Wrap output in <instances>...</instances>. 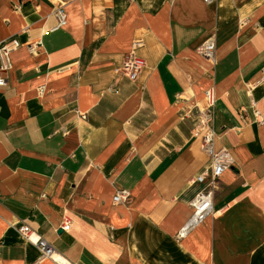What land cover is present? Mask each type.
Returning a JSON list of instances; mask_svg holds the SVG:
<instances>
[{"label":"crops","instance_id":"obj_1","mask_svg":"<svg viewBox=\"0 0 264 264\" xmlns=\"http://www.w3.org/2000/svg\"><path fill=\"white\" fill-rule=\"evenodd\" d=\"M136 39L146 66L133 82L116 69ZM208 40L216 62L197 52ZM12 41L0 264H264V0H0V48ZM210 89L215 150L234 164L213 215L181 239L210 163L181 115ZM123 189L130 205L113 201Z\"/></svg>","mask_w":264,"mask_h":264},{"label":"built area","instance_id":"obj_2","mask_svg":"<svg viewBox=\"0 0 264 264\" xmlns=\"http://www.w3.org/2000/svg\"><path fill=\"white\" fill-rule=\"evenodd\" d=\"M207 1L212 2L216 0ZM55 17L59 22V26L65 25L67 21V14L64 10L63 4L60 5V7L56 10ZM20 46V43L17 41H12L0 48L1 71H9L11 68L9 59L10 53L11 51L18 49ZM40 46V43H32L29 45V50L34 54L38 51ZM143 46L144 41L142 39H136L132 43L131 52L125 61L124 66L121 69H116L117 74L123 72L124 75L131 81L135 82L138 80L139 74L146 66V62L143 58L136 55V51ZM216 48V43L213 40H208L197 49V52L202 57L212 62H216ZM6 84V79L0 75V87L5 86ZM110 90L116 92L115 88ZM205 101V107H200L199 105L195 104L192 107L183 109L181 115L182 120L189 119L195 122V133L198 137L201 136L202 150L210 160L207 168L191 181L192 183L204 185L205 187L196 195L191 203L192 215L179 233V238L181 239L188 236L195 228H197L206 219L213 215L214 200L216 193L220 188V179L226 171L231 169L234 164V159L229 151L225 149L220 151L215 150L216 132L213 123L216 99L213 89H210L206 92ZM257 115L259 117L258 112ZM132 200L133 197L131 192L126 189L118 191L113 198L115 204L121 205H130ZM69 229L70 223L67 222L64 230L68 231ZM18 231L26 238L27 241L36 245L41 253L42 259H53L55 254L53 247H51V245L42 237L33 238V231L29 226L20 227Z\"/></svg>","mask_w":264,"mask_h":264},{"label":"bare ground","instance_id":"obj_3","mask_svg":"<svg viewBox=\"0 0 264 264\" xmlns=\"http://www.w3.org/2000/svg\"><path fill=\"white\" fill-rule=\"evenodd\" d=\"M55 255V254H54ZM55 257V256H54Z\"/></svg>","mask_w":264,"mask_h":264}]
</instances>
